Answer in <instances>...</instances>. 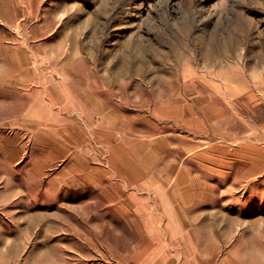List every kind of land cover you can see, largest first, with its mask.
<instances>
[{
    "label": "rangeland",
    "instance_id": "374dc122",
    "mask_svg": "<svg viewBox=\"0 0 264 264\" xmlns=\"http://www.w3.org/2000/svg\"><path fill=\"white\" fill-rule=\"evenodd\" d=\"M17 1L11 9L20 20L1 28L10 36L29 31L20 40L39 43L56 77L74 73L65 65L76 62L106 97L133 111L134 129L148 117L149 134L181 133L153 173L170 177L173 209L149 190L148 214H141L139 198L103 189L108 182L83 198L70 194L69 208L80 210L70 209L68 231L54 238L63 243L52 264H167L169 256L176 264H264V100L253 91L245 98L218 92L216 127L187 136L177 121L153 116L158 100L197 91L199 80L224 87L260 75L264 82V0ZM228 113L232 123L221 122ZM54 130L61 138L62 122ZM181 174L190 181H177Z\"/></svg>",
    "mask_w": 264,
    "mask_h": 264
},
{
    "label": "crops",
    "instance_id": "0c3cea01",
    "mask_svg": "<svg viewBox=\"0 0 264 264\" xmlns=\"http://www.w3.org/2000/svg\"><path fill=\"white\" fill-rule=\"evenodd\" d=\"M18 5L17 0H0V264H52L58 260L54 247L63 243L61 239L54 244V238H62L68 231L70 209L80 210L78 206L69 208L70 194L83 198L86 189L101 188L108 182L103 189L111 191L114 186L129 190L128 197L139 198V205L145 207L141 214H148L149 190L164 201L167 210L173 209L165 186L170 177L153 173L179 143L181 133L161 129L149 134L148 117L134 129L137 117L133 111L106 97L97 87L100 81L84 78L76 62L65 65L74 73L62 72L56 77L42 63L39 43L20 40L29 31L17 29L10 36L1 28L20 20L11 9ZM246 77L234 84L225 82L224 87L199 80L197 91L158 100L153 116L158 122L177 121L186 136L198 133L199 128L206 132L216 127L211 106L218 92L245 98L253 91L250 97L264 100L261 76ZM220 104L222 109L230 108L227 102ZM218 117L223 123H232L230 113ZM59 122L64 130L61 138H54V125ZM176 179L190 181V176L181 174ZM144 221L148 224L147 218ZM170 258L164 261L176 264Z\"/></svg>",
    "mask_w": 264,
    "mask_h": 264
},
{
    "label": "bare ground",
    "instance_id": "6f19581e",
    "mask_svg": "<svg viewBox=\"0 0 264 264\" xmlns=\"http://www.w3.org/2000/svg\"><path fill=\"white\" fill-rule=\"evenodd\" d=\"M225 251V250H224Z\"/></svg>",
    "mask_w": 264,
    "mask_h": 264
}]
</instances>
